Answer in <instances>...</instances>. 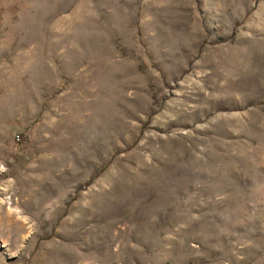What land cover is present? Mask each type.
<instances>
[{
    "label": "rangeland",
    "instance_id": "1",
    "mask_svg": "<svg viewBox=\"0 0 264 264\" xmlns=\"http://www.w3.org/2000/svg\"><path fill=\"white\" fill-rule=\"evenodd\" d=\"M0 264H264V0H0Z\"/></svg>",
    "mask_w": 264,
    "mask_h": 264
},
{
    "label": "built area",
    "instance_id": "2",
    "mask_svg": "<svg viewBox=\"0 0 264 264\" xmlns=\"http://www.w3.org/2000/svg\"><path fill=\"white\" fill-rule=\"evenodd\" d=\"M15 141H16V142H19V141H20V137H19V136H16V137H15Z\"/></svg>",
    "mask_w": 264,
    "mask_h": 264
}]
</instances>
